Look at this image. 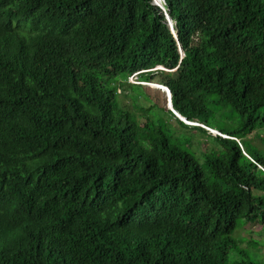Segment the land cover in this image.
<instances>
[{"label": "trees", "instance_id": "1", "mask_svg": "<svg viewBox=\"0 0 264 264\" xmlns=\"http://www.w3.org/2000/svg\"><path fill=\"white\" fill-rule=\"evenodd\" d=\"M166 7L0 0V264H264V0Z\"/></svg>", "mask_w": 264, "mask_h": 264}, {"label": "clouds", "instance_id": "2", "mask_svg": "<svg viewBox=\"0 0 264 264\" xmlns=\"http://www.w3.org/2000/svg\"><path fill=\"white\" fill-rule=\"evenodd\" d=\"M151 2H152V4L156 5L157 7H159L163 11V13L165 14V17H166V19L168 21V24H169L174 36L176 37V39L178 41L177 32H176V30L174 28V21L170 17L169 12H168L167 7H166V0H151ZM178 44H179V50H180L181 56H183L184 55V51H183L182 47L180 46L179 42H178ZM175 69H168V68H166L163 65H157V66H154V67L149 68V69L140 70V71H136V72H131L127 76V81L132 83L130 81V78L134 77V76H137L138 83H141V84H143V85H145L147 87H150V86L155 87L154 88L155 90H157V89L162 90V93L165 94L167 108L169 110H171L180 120H182V121H184L186 123H193V124L203 125V126L209 128L214 133H219V134H221L224 137L233 138L232 136L228 135L226 132H224L222 130L220 131V130L214 128V127L213 128L212 127H208V126L204 125L203 123L193 122V121L188 120L187 117L184 114H182L180 111H178V110H176L174 108L173 102H172V92H171L170 88L166 84H164V82H158V81H153V80L152 81H145V80H142L141 78H139L141 72L153 71V70L154 71H157V70H168V71H171V70H175ZM138 83H135V84H138ZM237 139H239V138L237 137ZM239 143H240V140H239ZM240 147H241V150L246 153L245 147L243 146V144H240ZM247 155L251 159H253L249 154H247Z\"/></svg>", "mask_w": 264, "mask_h": 264}, {"label": "rangeland", "instance_id": "3", "mask_svg": "<svg viewBox=\"0 0 264 264\" xmlns=\"http://www.w3.org/2000/svg\"><path fill=\"white\" fill-rule=\"evenodd\" d=\"M138 78H137V76H134V77H131L130 78V81L132 82V83H138V80H137ZM149 91H150V93L156 98V100L158 101V102H160V103H162L163 102V100H165V96H164V94L162 93V90H159V89H157V90H155L154 88L155 87H152V86H150V87H146ZM126 92L123 90V92H122V94H125ZM124 103L125 102H128V103H130L131 102V100L130 99H126V100H124L123 101ZM175 125H176V127L178 126L176 123H174ZM179 127V126H178ZM245 229H247V231H253V228H252V226H251V224H249V225H246V227H245ZM255 229H258V230H260V233H259V235L257 234V233H255V236H257V237H260V236H264V232L263 231H261V226L260 225H257L256 227H255ZM262 255H264V253H262Z\"/></svg>", "mask_w": 264, "mask_h": 264}]
</instances>
